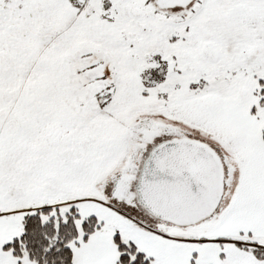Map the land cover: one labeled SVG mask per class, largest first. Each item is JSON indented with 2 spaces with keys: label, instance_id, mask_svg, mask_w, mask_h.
I'll list each match as a JSON object with an SVG mask.
<instances>
[{
  "label": "snow or ice",
  "instance_id": "1",
  "mask_svg": "<svg viewBox=\"0 0 264 264\" xmlns=\"http://www.w3.org/2000/svg\"><path fill=\"white\" fill-rule=\"evenodd\" d=\"M0 264H264V0H0Z\"/></svg>",
  "mask_w": 264,
  "mask_h": 264
}]
</instances>
